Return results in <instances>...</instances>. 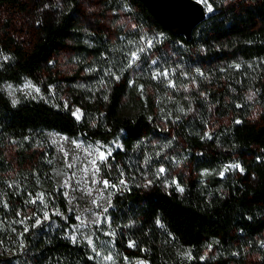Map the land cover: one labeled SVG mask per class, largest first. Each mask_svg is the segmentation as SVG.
<instances>
[{"label":"trees","instance_id":"16d2710c","mask_svg":"<svg viewBox=\"0 0 264 264\" xmlns=\"http://www.w3.org/2000/svg\"><path fill=\"white\" fill-rule=\"evenodd\" d=\"M102 6L133 25L86 34L84 0H0L10 56L0 65V264H98L68 203L55 134L121 136L104 170L127 181L111 204L123 262L264 264V0L213 2L190 39L140 0ZM65 55L80 77L56 68ZM45 67L64 92L57 104L14 103L3 91ZM160 141L188 169L167 189Z\"/></svg>","mask_w":264,"mask_h":264},{"label":"rangeland","instance_id":"374dc122","mask_svg":"<svg viewBox=\"0 0 264 264\" xmlns=\"http://www.w3.org/2000/svg\"><path fill=\"white\" fill-rule=\"evenodd\" d=\"M201 2V0H199ZM230 0H207L203 3L207 13L215 12V3H225ZM103 0H84V6L88 12V19L84 21V30L86 34L95 33L97 29H102L114 37L116 30L122 25L132 26L133 22L114 13H106L102 6ZM212 11H208V6ZM1 28V26H0ZM2 29V28H1ZM148 36V35H147ZM148 38V37H147ZM144 48L148 49L150 40L145 38ZM148 42V43H147ZM89 43H92L89 42ZM10 61V56L0 49V65ZM56 68L71 75L81 76L82 72H77L75 65L70 64L67 55L59 57L56 62ZM50 68L45 67L40 74L35 77H22L18 82H6L2 85L3 91L10 97L14 103L24 102L28 100L44 101L51 104H57L59 97L62 99L64 95L58 86L49 83ZM78 77V78H79ZM149 88L142 85L138 87V93H145ZM191 90L197 91V86H192ZM186 92L190 93L187 89ZM77 116L80 113L77 111ZM163 127H167V123L163 122ZM57 148L63 153L66 161V171L63 176V184L66 189L68 203L75 209L77 213L78 228L82 239L88 242L96 255L98 264H147L142 261L123 262L118 248L114 244L116 237V229L112 223L111 207L112 198L118 191H124L127 188V181L122 179L123 183L115 182L112 178L105 176L106 160L110 155L118 149L122 148L121 136L112 139L108 143L100 141H92L85 135H79L74 139L67 138L61 134L53 136ZM152 142H157V138H153ZM168 142L157 143L158 155L171 159L167 168L161 172V180L164 188H171L175 183L172 177L177 172L184 171L185 177L188 175V169L183 166L181 158H174L173 153L169 152ZM103 154V159H101ZM228 166L235 167L234 163ZM228 166H224L222 174L227 170ZM173 173V174H171ZM171 174V175H170ZM209 172L202 171L193 173V176L208 177ZM107 181V186L103 183ZM89 240L91 243H89ZM111 259H107V257Z\"/></svg>","mask_w":264,"mask_h":264},{"label":"water","instance_id":"95a60500","mask_svg":"<svg viewBox=\"0 0 264 264\" xmlns=\"http://www.w3.org/2000/svg\"><path fill=\"white\" fill-rule=\"evenodd\" d=\"M162 27L190 39L193 30L209 14L199 0H140Z\"/></svg>","mask_w":264,"mask_h":264},{"label":"snow or ice","instance_id":"6c2138e0","mask_svg":"<svg viewBox=\"0 0 264 264\" xmlns=\"http://www.w3.org/2000/svg\"><path fill=\"white\" fill-rule=\"evenodd\" d=\"M201 2H203V3H207V0H201ZM208 11L210 12V11H212V8H211V6L209 5L208 6ZM133 56L135 57V53L133 54ZM163 75H167V73H163ZM101 159H103V154H101ZM235 167H237V168H239V165H235ZM160 171L161 172H163L164 171V169H160ZM106 186H107V184H108V182L107 181H104L103 182ZM121 183H123V181H121ZM181 191H182V189H180ZM45 218H47V214H45ZM73 239V241H75V237H73L72 238ZM89 243H91V241L89 240ZM107 259H111V257L109 256V257H107Z\"/></svg>","mask_w":264,"mask_h":264}]
</instances>
